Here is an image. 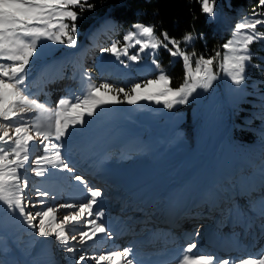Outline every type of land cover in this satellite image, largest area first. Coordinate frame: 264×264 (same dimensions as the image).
<instances>
[{
	"label": "rangeland",
	"instance_id": "374dc122",
	"mask_svg": "<svg viewBox=\"0 0 264 264\" xmlns=\"http://www.w3.org/2000/svg\"><path fill=\"white\" fill-rule=\"evenodd\" d=\"M209 2L213 3L212 0ZM75 10L79 12L78 8ZM214 13L215 15L210 18L215 20L220 12L214 8ZM81 18L77 21L78 25ZM105 22H110L111 27L103 28ZM137 23L139 22H133L121 29L111 17L106 16L92 28L82 29L79 26L75 46L42 41L31 60L27 76L32 65L42 63L43 76L51 77L53 72L48 67L49 63L54 64L50 66L56 76L54 79H49L51 92L54 87L59 91L62 87H68V93L72 95H79L87 88L89 82L99 84L107 81L116 87L127 89L132 83L156 78L161 70L164 72L161 67L157 69L152 64L153 58L158 61L156 54L159 49L152 55L142 54L138 62L128 60L123 54L117 59L111 53L101 51L114 41L125 43L123 36L132 29V25ZM171 47L172 45L169 44V48ZM138 49L139 45L130 47L129 53L134 54ZM198 57H191L193 70L195 59ZM177 58L170 56V63ZM259 58H264V55H260ZM121 60L124 63H121ZM253 63L264 67L262 61L253 60ZM64 65L70 71L68 69L65 71ZM217 67L218 61H214V71ZM59 68L71 79L64 77L63 80H59L58 77L62 79L65 76L58 72ZM252 68L249 66L247 71ZM247 76L246 72V78ZM29 84L28 92L32 88ZM181 84L170 86L177 88ZM33 97L52 108H55L62 98L59 97L53 104V101L46 102ZM119 99H123V94H120ZM246 99L250 101L249 114H246L245 122L242 123L259 137L253 143H246L238 138L235 140L231 135V115L236 111L237 102ZM86 120L85 124L75 126L63 142V155L69 166L74 168V172L55 170L53 175L47 177L26 173L30 181L29 187L25 190L26 197L35 201L37 199L35 189L39 188L51 194L44 198L49 205L58 206L79 201L83 195L84 185L73 177L80 175L91 187L103 190L97 208L105 210L106 206L112 207L121 198L129 199L126 205L134 201V198L138 199V205L143 203L140 208L144 205L145 208L138 213L140 217H135L136 215L130 217L124 213L122 219L124 226L109 224L110 214L104 211L106 227L113 226L111 237L114 241H116L114 236L118 233L126 232L129 236L137 234L136 231L147 223L145 214L149 218L150 214L153 216L158 209L161 210L162 207L171 204L170 211L163 219L165 217L173 219L174 215L181 214L192 203L197 205L200 203L199 208L196 206L192 208L195 212L192 215L207 217L210 225L216 228L213 237L226 240L224 246L220 243L226 248L225 252L219 248L222 250L217 252L219 256L215 254L217 264L224 259L237 261L264 254V214H262L264 213V91L258 88L257 82L253 80L247 84L245 79L237 86L221 74L209 89H198L189 98L187 104L176 105L172 110L165 109L163 104H156L154 101H139L136 105L124 102L108 105ZM124 171L127 176L132 177V180L130 187L122 190V185L113 183V179L116 174ZM218 180H221L219 184ZM139 185L141 186L136 187ZM213 188L221 190L224 196L214 195L215 199L214 197L210 200L204 199L205 192L212 191ZM180 189H182L181 193L184 191L185 193L180 194L179 200H175L174 193ZM115 191L119 192L117 198L114 195L110 196ZM158 194L161 196L158 199L162 203L156 207L157 209L148 210L146 207L154 202L157 203L154 199ZM146 195L152 196L150 204L145 203L149 198L145 197ZM218 201L222 203L220 207H215ZM27 210L35 211L31 207ZM67 211L60 209L58 219H62ZM134 212L137 214L138 210L135 209ZM157 216H162V213ZM128 221L133 223V227L126 224ZM115 228L119 229L118 233ZM133 229L136 230L131 233ZM167 233L170 232H166V236L170 235ZM108 240L107 238L106 241ZM103 242H98L97 247L104 245ZM11 243L14 244L13 248L24 264H73L69 254L63 251L54 238L38 237L33 229L23 223V218L18 212L7 210L6 205L0 204V245L7 246ZM70 243L76 242L70 241ZM88 243L91 246L87 248V252L96 242ZM77 247H80L78 243ZM209 249H199L198 251L201 252L195 253L214 255L215 249L212 248L214 252ZM174 263L177 264L175 261Z\"/></svg>",
	"mask_w": 264,
	"mask_h": 264
},
{
	"label": "snow or ice",
	"instance_id": "6c2138e0",
	"mask_svg": "<svg viewBox=\"0 0 264 264\" xmlns=\"http://www.w3.org/2000/svg\"><path fill=\"white\" fill-rule=\"evenodd\" d=\"M201 7L209 17L215 15L214 0L213 3L201 0ZM257 7L264 9V0H259ZM94 8L95 4L89 0H0V204L18 212L23 223L38 237L54 238L73 264H87L88 261L92 264H134L129 248L87 253L91 246L88 242L99 239L98 234L112 238L103 223L104 210L97 208L103 196L102 189L91 187L84 177L75 175L73 178L84 185L81 200L49 205L44 198L51 194L46 190L36 188L35 201L25 196L30 184L26 173H34L37 177L51 176L55 170L73 173L74 168L69 166L62 152L64 138L75 126L85 124L87 117L95 116L108 105L154 101L172 110L176 105L187 104L198 89H209L221 74L234 85H241L249 66L260 67L253 63L251 45L264 41V31L258 30V26H264V12L254 9L250 17L236 23L230 38L213 56L200 55L195 59L194 70L191 57L196 53L189 54L180 47L181 42L191 43L194 39L191 33H186L179 41L166 32L158 35L153 25L134 24L123 36L125 43L114 41L101 51L117 59L123 54L128 60L138 62L142 54L152 55L163 47L173 58L183 60L185 74L179 87L172 88L170 77L161 70L156 78L132 83L127 89L107 81L89 82L79 95L62 97L55 108L40 103L26 87L28 69L38 45L42 41H52L75 46L79 31L77 21L85 10ZM110 27L111 23L105 22L103 28ZM136 45L139 49L130 54L129 48ZM214 61H218L215 71ZM152 64L160 69L155 58ZM120 94H123L122 100ZM30 113L34 115H27ZM29 207L35 211H28ZM60 209L68 210L62 219H58ZM197 248L196 243H189L177 264H217L214 256L195 253ZM219 264H264V254L237 261L224 259Z\"/></svg>",
	"mask_w": 264,
	"mask_h": 264
},
{
	"label": "trees",
	"instance_id": "16d2710c",
	"mask_svg": "<svg viewBox=\"0 0 264 264\" xmlns=\"http://www.w3.org/2000/svg\"><path fill=\"white\" fill-rule=\"evenodd\" d=\"M89 2L95 4V8L85 10L83 13L79 23L82 29L92 28L108 16L121 29L133 22H139L153 25L158 35L166 32L179 41H182L186 33H191L194 37L191 43L181 42L180 47L190 54L194 52L196 56L204 57L213 56L232 33L236 23L250 17L254 9L264 12V9L257 7L259 0H214V8L220 12L215 20L202 12L201 0H89ZM258 30L264 31V26H258ZM251 51L254 60L264 62V58H259L260 55H264V41L253 43ZM156 57L164 73L170 77V85L175 87L181 84L185 73L183 60L177 58L170 63V55L163 47L159 48ZM247 75V84L254 80L258 88L264 91V67H253L247 71ZM249 102L248 99L238 101L236 111L229 120L231 135L235 140L238 138L246 143H253L259 137L242 123L245 122L246 114H249ZM13 247V243L7 246L0 245V264L23 263Z\"/></svg>",
	"mask_w": 264,
	"mask_h": 264
},
{
	"label": "bare ground",
	"instance_id": "6f19581e",
	"mask_svg": "<svg viewBox=\"0 0 264 264\" xmlns=\"http://www.w3.org/2000/svg\"><path fill=\"white\" fill-rule=\"evenodd\" d=\"M131 180H132V177L127 176V174L124 171L122 173H118L115 175V177L113 179V183L121 184L122 185L121 189L123 190V189L130 187ZM220 181L218 180L217 183L219 184ZM140 186L141 185L136 186V187H140ZM133 189H131V190H133ZM215 191L216 190L209 192L208 197H205L204 199L210 200V199H212V197H214V195H223L224 196V193L215 192ZM170 192H172V190ZM118 193L115 191V192L111 193L110 196L114 195L115 198H117V197H119ZM184 193H185V191L182 192L181 194L184 195ZM210 193H213V195L210 196L211 195ZM159 194H158V197L156 199H154V200H157V203L155 204V202H154L151 205H149L148 207H146L148 210H155V209H157L156 207L162 203L160 201V199H158V198H161V196H159ZM147 196L148 195H146L145 197H147ZM151 197L152 196H150L148 198V200L146 199L145 203L149 202V204H150V200H151L150 198ZM171 197H173V194L171 195ZM215 198L216 197H214V199ZM196 199H197V197H196ZM128 200L129 199L125 200V199L121 198V200L119 202H117L115 205H112V207L106 206L108 209L106 208L104 211H107L110 214V217L108 219L109 224L112 223L113 226H117L119 224L123 225L122 219L124 217V213H126L129 216L130 215L131 216L136 215L135 217H138L140 215L138 213L141 212V209L145 208V205L143 206V208H140L141 204H143V203H140L138 205V202H137L138 199H136V198H134V201H131L129 203V205H126V202L128 203ZM177 200H179V199H177ZM220 200L223 201L222 199H220ZM221 203L222 202L218 201L215 204V207L216 206L220 207ZM170 205L171 204H169L166 207L160 206V207H162L161 208L162 211L158 209V212L153 213V216H151L152 214H150L149 218H147L148 216H147V214H145L144 217L146 219H148L147 223H145L143 226H141L140 227L141 229L139 231H136L137 234L135 233V235L132 234L129 236V234L126 232L118 233L119 229L115 228L116 233H118L116 236H114L116 238V241H114L113 237L111 239H109L108 241H106L107 236L105 234H98L99 239H95L93 241L96 243L91 248V250L89 252H87L88 255H91L93 252H103V251H108V250H123L124 248H129V249H131V258L134 260V264H175L174 261L177 262V260L182 255V250L185 249L189 243H196L198 245V248L196 250H194V252H196V251L201 252L198 250L199 249L208 250L209 248H210L209 250L214 252V249H215L216 252L213 253L214 255H212L214 257L216 255L219 256V254L217 253L218 251H222L219 248H222L223 249L222 252H225L224 249H226V248H224L222 246H224V244L226 243V240H218L219 238L213 237L212 232H215L216 228L212 227L210 225L209 219L207 217L204 218L201 215H196L195 217L198 219H205L206 221H200V223H197L196 226L198 227V229L201 232H203L205 234V237L200 238V235H199L196 239H194L193 235H186V236H184V238L181 241H179L178 237H180V235L179 234H178V236L174 235V233L171 231V229L168 225L176 224L178 221H180L179 219H181L182 217H185V216L189 220L192 219L191 218L193 216L192 213L193 214L195 213L192 210V208L195 206H196V208H199L201 204L199 203L197 205L196 203H192L181 214L174 215V216L172 215L173 219L165 217L164 218L165 220H164L163 217L165 216V214L167 212L170 211V208L172 207ZM122 206H124L125 208ZM118 207H119V210H118ZM135 209L138 210L137 214H136V212H134ZM120 211L122 212V214H120ZM150 212H152V211H150ZM160 212L162 213V216H157ZM142 214H143V212H142ZM105 219H106V217L103 218V223L106 225ZM157 220L162 222V224H166V225H162L159 227L156 226L157 228H155V227H152V228L149 227L148 228L147 227V225L149 224L150 221L153 222V221H157ZM202 222H206V223H202ZM139 223H142V221H139ZM126 224L129 225L130 227H133L132 222L130 223L128 221V223H126ZM205 225L206 226L209 225V230L205 229V227H206ZM113 226H111V225H110V227H109V225L107 226L108 233L111 236H113L112 235L113 231L111 230V228H113ZM166 226H168V227H166ZM145 227H147V228H145ZM126 228H127V226H126ZM136 228H137V226H136ZM134 230H136V229H133L130 232L133 233ZM166 232H170V233H167L170 235L166 236ZM212 240H215V242H213ZM101 241H104L103 242L104 245L97 247V243L101 242ZM220 243H222V246ZM227 245H228V243H227ZM212 248H214V249H212ZM233 250H237V249H233ZM241 250H243V249H241ZM241 250H239V251H241ZM226 251H228V248ZM208 253L211 254L210 252H208ZM87 264H92V262L88 261Z\"/></svg>",
	"mask_w": 264,
	"mask_h": 264
}]
</instances>
